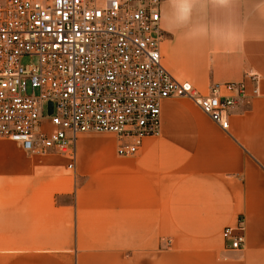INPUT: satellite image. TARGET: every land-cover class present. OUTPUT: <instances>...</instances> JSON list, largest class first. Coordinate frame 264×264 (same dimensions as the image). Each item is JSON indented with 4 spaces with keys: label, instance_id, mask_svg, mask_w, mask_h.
Returning <instances> with one entry per match:
<instances>
[{
    "label": "crops",
    "instance_id": "1",
    "mask_svg": "<svg viewBox=\"0 0 264 264\" xmlns=\"http://www.w3.org/2000/svg\"><path fill=\"white\" fill-rule=\"evenodd\" d=\"M161 27L174 79L237 98L229 129L171 97L135 156L81 133L74 170L0 138V264H264V0H165ZM242 82L243 98L225 87ZM240 218L245 247L227 250Z\"/></svg>",
    "mask_w": 264,
    "mask_h": 264
},
{
    "label": "built area",
    "instance_id": "2",
    "mask_svg": "<svg viewBox=\"0 0 264 264\" xmlns=\"http://www.w3.org/2000/svg\"><path fill=\"white\" fill-rule=\"evenodd\" d=\"M164 1L6 0L0 5V138L28 153L67 156L70 170L81 133H112L120 142L118 155L131 157L144 139L161 136L162 103L171 97L191 99L228 130L237 98L219 95L220 85L201 95L163 65ZM249 77L259 95V76ZM225 87L245 96L244 82ZM223 237L227 250H243L244 219L227 227Z\"/></svg>",
    "mask_w": 264,
    "mask_h": 264
},
{
    "label": "rangeland",
    "instance_id": "3",
    "mask_svg": "<svg viewBox=\"0 0 264 264\" xmlns=\"http://www.w3.org/2000/svg\"><path fill=\"white\" fill-rule=\"evenodd\" d=\"M28 62H29L28 59H24V60H23V63H24V64H27Z\"/></svg>",
    "mask_w": 264,
    "mask_h": 264
},
{
    "label": "water",
    "instance_id": "4",
    "mask_svg": "<svg viewBox=\"0 0 264 264\" xmlns=\"http://www.w3.org/2000/svg\"><path fill=\"white\" fill-rule=\"evenodd\" d=\"M50 108H52V104L50 105ZM50 112H51V110H50Z\"/></svg>",
    "mask_w": 264,
    "mask_h": 264
}]
</instances>
